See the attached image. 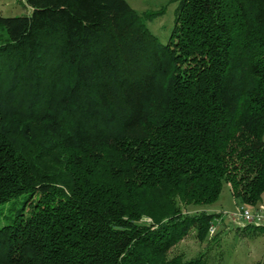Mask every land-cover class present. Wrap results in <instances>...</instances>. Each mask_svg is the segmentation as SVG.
Here are the masks:
<instances>
[{"label":"trees","instance_id":"16d2710c","mask_svg":"<svg viewBox=\"0 0 264 264\" xmlns=\"http://www.w3.org/2000/svg\"><path fill=\"white\" fill-rule=\"evenodd\" d=\"M24 5L0 17V206L25 199L0 264H208L170 257L220 215L189 208L264 194V0H180L167 44L166 7Z\"/></svg>","mask_w":264,"mask_h":264},{"label":"rangeland","instance_id":"374dc122","mask_svg":"<svg viewBox=\"0 0 264 264\" xmlns=\"http://www.w3.org/2000/svg\"><path fill=\"white\" fill-rule=\"evenodd\" d=\"M127 2L139 13L166 7L164 15L149 22L148 26L162 44H167L175 25L180 0H127ZM24 3L25 0H0V17L28 15L30 9L26 8ZM24 201L25 199L21 197L0 206V227L8 223V217L16 213L24 205ZM259 204H264V194ZM237 206L228 184H225L216 203L200 208H189L188 211L234 213ZM177 255H182L185 259L203 255L208 264H264V230L255 227L242 230L225 218L224 224L219 225L217 232L214 235L209 234L205 241H200L196 231L192 230L170 253V257Z\"/></svg>","mask_w":264,"mask_h":264},{"label":"built area","instance_id":"2783aa9c","mask_svg":"<svg viewBox=\"0 0 264 264\" xmlns=\"http://www.w3.org/2000/svg\"><path fill=\"white\" fill-rule=\"evenodd\" d=\"M219 214L209 227L210 235H214L217 232L219 225L224 224L225 218H228L239 228L264 226V204H258L254 208L238 205L237 211L234 213L220 212Z\"/></svg>","mask_w":264,"mask_h":264},{"label":"crops","instance_id":"0c3cea01","mask_svg":"<svg viewBox=\"0 0 264 264\" xmlns=\"http://www.w3.org/2000/svg\"><path fill=\"white\" fill-rule=\"evenodd\" d=\"M228 187H229V189H230V192L232 193L230 185H228Z\"/></svg>","mask_w":264,"mask_h":264}]
</instances>
